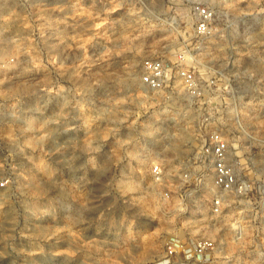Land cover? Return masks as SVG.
<instances>
[{"label":"rangeland","instance_id":"374dc122","mask_svg":"<svg viewBox=\"0 0 264 264\" xmlns=\"http://www.w3.org/2000/svg\"><path fill=\"white\" fill-rule=\"evenodd\" d=\"M209 1L232 33L194 40L192 54L203 80L238 87L226 103L213 89L200 104L178 83L167 98L143 87V61L175 52L151 47L157 38L122 42L106 0H93L88 19L86 0L73 19L55 0H30L27 39L0 35V54L17 56L0 71V172L11 177L0 189V264H264V0ZM227 54L238 65H222ZM227 110L230 161L248 189L224 193L216 213L211 177L195 181V159L182 156L206 138L204 114L213 122ZM158 160L190 173L172 180L170 198L151 175ZM202 238L214 241L204 256L179 250ZM171 241L178 251L167 259Z\"/></svg>","mask_w":264,"mask_h":264},{"label":"built area","instance_id":"2783aa9c","mask_svg":"<svg viewBox=\"0 0 264 264\" xmlns=\"http://www.w3.org/2000/svg\"><path fill=\"white\" fill-rule=\"evenodd\" d=\"M113 5L122 18V42L127 35L134 41L141 43L143 37L157 38L155 50H174L173 58L149 57L142 63L139 75L140 83L153 93H164L162 96L169 97V91L178 83L183 93L190 100L202 103L213 89L216 99L226 101V96H239L238 87L230 77L203 80L198 74L195 64L193 41L198 43L206 41L209 37L225 36L232 33V28L220 27L221 14L217 7L209 0H106ZM56 11L64 18H75L76 0H55ZM86 19L92 18L93 0H86ZM30 0H0V35L3 34L8 40H25L29 35ZM230 52L233 48L229 47ZM17 56L13 54H0V71L6 69L9 63L15 62ZM235 55L227 54L221 61L226 67L238 65ZM252 83V75H250ZM264 94V89L261 92ZM253 100V95L250 97ZM219 113V112H218ZM216 113L211 122V113L204 114V127L206 138L200 144L199 149L193 155L182 156V162L188 164L195 159L197 169L194 171L195 181L211 177L213 186L218 193L213 198V211H221L224 193H245L248 189L246 181L238 178V173L230 159L233 145L229 136L223 129L224 120L228 119V110L225 117ZM223 114V112H222ZM203 115V114H202ZM233 121L240 126V131L250 139L253 135L243 124L238 111L232 112ZM206 121V123H205ZM223 123V125H222ZM261 145L264 139H260ZM263 143V144H262ZM243 144V143H241ZM162 159V158H161ZM179 159V158H177ZM245 159H250L246 156ZM151 175L156 185L160 186L161 193L165 198H170L173 189L180 188L172 180L188 181L190 173L185 168H179L178 173H170L164 167L162 161H155L151 165ZM11 177L6 171L0 172V189L8 188ZM180 190V189H179ZM212 239L202 238L193 242L191 246L182 247L186 258L192 256H204L213 247ZM178 243L171 241L167 244L166 258L170 259L178 251Z\"/></svg>","mask_w":264,"mask_h":264}]
</instances>
